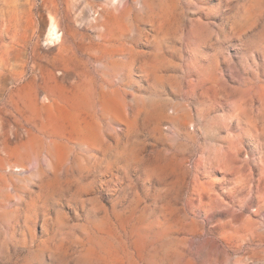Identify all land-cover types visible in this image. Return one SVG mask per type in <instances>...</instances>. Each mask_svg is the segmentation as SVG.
Listing matches in <instances>:
<instances>
[{
	"label": "rangeland",
	"instance_id": "1",
	"mask_svg": "<svg viewBox=\"0 0 264 264\" xmlns=\"http://www.w3.org/2000/svg\"><path fill=\"white\" fill-rule=\"evenodd\" d=\"M0 264H264V0H0Z\"/></svg>",
	"mask_w": 264,
	"mask_h": 264
},
{
	"label": "bare ground",
	"instance_id": "2",
	"mask_svg": "<svg viewBox=\"0 0 264 264\" xmlns=\"http://www.w3.org/2000/svg\"><path fill=\"white\" fill-rule=\"evenodd\" d=\"M48 34L50 35V37H54V38H57V32H56V29H55V26L53 23H51L50 27H49V32Z\"/></svg>",
	"mask_w": 264,
	"mask_h": 264
}]
</instances>
